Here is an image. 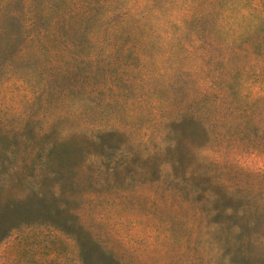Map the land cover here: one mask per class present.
Returning a JSON list of instances; mask_svg holds the SVG:
<instances>
[{
	"label": "rangeland",
	"instance_id": "obj_1",
	"mask_svg": "<svg viewBox=\"0 0 264 264\" xmlns=\"http://www.w3.org/2000/svg\"><path fill=\"white\" fill-rule=\"evenodd\" d=\"M0 264H264V0H0Z\"/></svg>",
	"mask_w": 264,
	"mask_h": 264
}]
</instances>
